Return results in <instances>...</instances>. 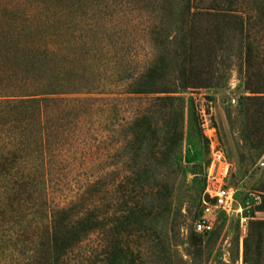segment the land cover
<instances>
[{"label":"trees","instance_id":"1","mask_svg":"<svg viewBox=\"0 0 264 264\" xmlns=\"http://www.w3.org/2000/svg\"><path fill=\"white\" fill-rule=\"evenodd\" d=\"M237 58L248 93L241 138L264 146L254 130L260 111L264 122V0H0V264H114L123 251L120 215L127 222L140 203L138 175L117 182L120 214L111 223L98 202L77 212L50 208L47 175L73 136L67 130L102 126L124 99L144 98L148 106L133 107L129 126L177 143L176 94L219 86ZM92 234L98 246L73 263L71 252ZM144 237L128 248L130 264H169Z\"/></svg>","mask_w":264,"mask_h":264},{"label":"rangeland","instance_id":"2","mask_svg":"<svg viewBox=\"0 0 264 264\" xmlns=\"http://www.w3.org/2000/svg\"><path fill=\"white\" fill-rule=\"evenodd\" d=\"M137 43L140 59L144 38ZM240 63L233 59L219 86L187 88L176 94L183 105L177 143L164 145L161 136L155 141L143 128L129 126L133 107L141 112L148 106L144 98L124 99L116 120L102 126L89 122L71 126L67 131L73 136L61 145L48 171L49 207L77 212L98 202L105 222L111 223L114 211L120 214L117 182L133 170L138 175L134 198L140 203L128 216L129 225L120 215L123 251L114 264H130L128 248L134 246V239L145 240L144 235L153 240L146 247L161 246L169 264H264V146L241 138L246 116L239 105L248 93ZM261 115L262 111L257 113L254 126L260 138ZM133 132L137 138L130 145L127 139ZM212 145L218 146L224 159L207 178ZM206 185L231 187L241 210L226 215L213 209L211 231L201 234L194 231V224L207 201ZM96 240L94 234L84 238L70 254L73 263L89 256L98 246Z\"/></svg>","mask_w":264,"mask_h":264},{"label":"built area","instance_id":"3","mask_svg":"<svg viewBox=\"0 0 264 264\" xmlns=\"http://www.w3.org/2000/svg\"><path fill=\"white\" fill-rule=\"evenodd\" d=\"M224 157L217 145H212L210 150V161L208 163L207 178L212 177L211 173L214 171L215 165L221 163ZM204 194L208 203L203 201V207L199 219L194 224V231L196 233H208L212 228V210L219 209L224 214H231L233 212V205L236 204L234 201V190L226 185H220L216 188H212L208 185L205 186ZM247 206V203H246ZM237 209L240 211L241 208L237 204Z\"/></svg>","mask_w":264,"mask_h":264},{"label":"water","instance_id":"4","mask_svg":"<svg viewBox=\"0 0 264 264\" xmlns=\"http://www.w3.org/2000/svg\"><path fill=\"white\" fill-rule=\"evenodd\" d=\"M237 209V204L233 205V211H235Z\"/></svg>","mask_w":264,"mask_h":264}]
</instances>
